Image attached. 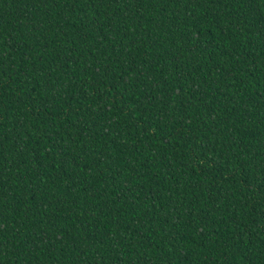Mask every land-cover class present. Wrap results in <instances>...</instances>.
Here are the masks:
<instances>
[{
    "label": "trees",
    "instance_id": "trees-1",
    "mask_svg": "<svg viewBox=\"0 0 264 264\" xmlns=\"http://www.w3.org/2000/svg\"><path fill=\"white\" fill-rule=\"evenodd\" d=\"M0 264H264V0H0Z\"/></svg>",
    "mask_w": 264,
    "mask_h": 264
}]
</instances>
